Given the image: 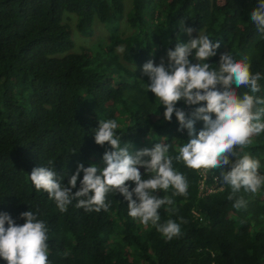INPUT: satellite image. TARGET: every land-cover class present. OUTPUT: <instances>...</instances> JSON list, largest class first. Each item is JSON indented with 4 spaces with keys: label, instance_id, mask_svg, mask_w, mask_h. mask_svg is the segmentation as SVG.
I'll use <instances>...</instances> for the list:
<instances>
[{
    "label": "trees",
    "instance_id": "1",
    "mask_svg": "<svg viewBox=\"0 0 264 264\" xmlns=\"http://www.w3.org/2000/svg\"><path fill=\"white\" fill-rule=\"evenodd\" d=\"M258 3L129 0L125 12L123 0H0V213L22 224L21 212L38 211L49 228L50 264H264V185L256 194L242 189L238 195L246 207L234 208L231 187L213 179L220 169L206 179L203 170L174 160L173 167L187 178V197L173 196L171 188L154 193L174 200V212L168 206L159 209L161 222L181 224L182 234L171 240L151 223L129 217L119 193L107 195V210L85 211L73 201L62 213L29 179L40 166H51L64 177L63 184L78 163L102 168L108 146L97 145L93 137L100 119L117 121L116 133L122 146L130 144L129 151L162 143L171 145L169 155L177 154L176 147L188 139L186 130L177 131L174 114L164 120L163 105L146 90L147 76L134 66L149 59L167 63V49L189 39L181 21L194 29L192 38L203 32L220 42L217 55L206 61L214 67L221 52L247 56L251 72L262 74L256 95L264 98V36L249 16ZM69 15L82 37H90L98 21L107 38L90 50L74 49L65 22ZM123 18L130 29L126 33L119 30ZM119 46L123 53L117 52ZM203 103L178 101L176 107L189 113ZM195 127L198 131L202 121ZM252 139L246 151L260 161L264 174V133ZM140 172L147 178L143 168Z\"/></svg>",
    "mask_w": 264,
    "mask_h": 264
},
{
    "label": "clouds",
    "instance_id": "2",
    "mask_svg": "<svg viewBox=\"0 0 264 264\" xmlns=\"http://www.w3.org/2000/svg\"><path fill=\"white\" fill-rule=\"evenodd\" d=\"M249 16L257 32L264 36V0H259ZM180 30L189 37L187 42H177L174 49H167V63L164 58L159 64L149 59L142 65L141 73L148 78L147 92L153 93L163 105L164 120L171 121L174 114L179 125L177 131L186 130L187 141L176 147L175 156L168 154L171 145L162 143L133 152L129 151L130 144L121 145L115 119L98 120V127L93 130L94 142L108 146L102 155V168L78 163L67 184L60 182L64 177L58 176L51 166L31 170L29 179L35 189L45 191L60 212H66L73 201L85 211L107 210V195L119 193L126 202L129 217L145 226L151 223L164 238L171 240L182 234L181 224L172 219L161 222L159 209L168 206L167 211L174 212V200L154 193L171 188L173 196L187 197V178L173 167L174 160L192 170H203L206 179L212 170L220 169L219 176L213 179L231 187L228 199L235 200L233 207L237 209L247 204L238 195L242 189L256 194L264 185L260 161L246 151L253 143L252 138L264 133V98L256 95L261 91L258 81L262 74L251 72L247 56L237 59L230 51L219 53L214 67L206 61L217 55L220 42H213L203 32L192 38L194 29L182 21ZM124 51L123 46L117 48V52ZM240 88L247 91L238 94ZM178 101L186 106L204 103L186 113L176 107ZM197 121H202L198 131ZM140 168L147 178H142ZM17 219L24 222L18 224L8 213H0V259L6 264H50L49 228L38 218V211L21 212ZM181 223L186 221L181 218Z\"/></svg>",
    "mask_w": 264,
    "mask_h": 264
},
{
    "label": "rangeland",
    "instance_id": "3",
    "mask_svg": "<svg viewBox=\"0 0 264 264\" xmlns=\"http://www.w3.org/2000/svg\"><path fill=\"white\" fill-rule=\"evenodd\" d=\"M129 0H123V6L124 11L127 12L129 9L127 7V3ZM74 17V15H72ZM67 16V19L65 22L67 23L68 27H70V37L74 43V49H77L79 47H83L85 49L90 50L93 45L105 40L108 36V31L105 29V27L102 25V23H99L98 21H95L92 25V35L90 37H82L76 30H73V17ZM119 30L122 32H128L130 31L127 23L125 22V19L123 18L120 22ZM135 70L139 74L141 73V67H135Z\"/></svg>",
    "mask_w": 264,
    "mask_h": 264
},
{
    "label": "built area",
    "instance_id": "4",
    "mask_svg": "<svg viewBox=\"0 0 264 264\" xmlns=\"http://www.w3.org/2000/svg\"><path fill=\"white\" fill-rule=\"evenodd\" d=\"M207 191H212V189L209 188V189H207Z\"/></svg>",
    "mask_w": 264,
    "mask_h": 264
}]
</instances>
